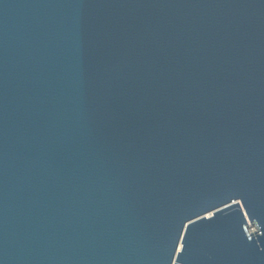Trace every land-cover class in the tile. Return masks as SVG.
<instances>
[{
  "label": "water",
  "instance_id": "95a60500",
  "mask_svg": "<svg viewBox=\"0 0 264 264\" xmlns=\"http://www.w3.org/2000/svg\"><path fill=\"white\" fill-rule=\"evenodd\" d=\"M0 264H264V0H0Z\"/></svg>",
  "mask_w": 264,
  "mask_h": 264
}]
</instances>
